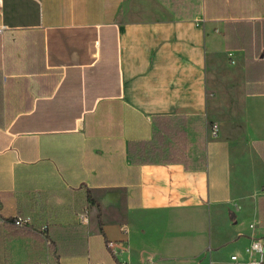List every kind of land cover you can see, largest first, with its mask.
<instances>
[{
    "label": "crops",
    "instance_id": "0c3cea01",
    "mask_svg": "<svg viewBox=\"0 0 264 264\" xmlns=\"http://www.w3.org/2000/svg\"><path fill=\"white\" fill-rule=\"evenodd\" d=\"M156 129L179 162L134 160ZM255 237L264 0H0V264H234Z\"/></svg>",
    "mask_w": 264,
    "mask_h": 264
},
{
    "label": "built area",
    "instance_id": "2783aa9c",
    "mask_svg": "<svg viewBox=\"0 0 264 264\" xmlns=\"http://www.w3.org/2000/svg\"><path fill=\"white\" fill-rule=\"evenodd\" d=\"M213 134L216 135L218 132V124H213ZM78 219L80 222L88 224L90 222V213L87 208L82 209L78 212ZM13 223L18 227L28 226L33 222V218L30 215H16L12 218ZM41 232L47 237V244H51L48 234V225L44 224L41 226ZM248 254V259L243 260L239 254L235 253L231 256V260L234 264H264V237H255L252 238L251 244L246 249ZM48 264V263H43Z\"/></svg>",
    "mask_w": 264,
    "mask_h": 264
},
{
    "label": "trees",
    "instance_id": "16d2710c",
    "mask_svg": "<svg viewBox=\"0 0 264 264\" xmlns=\"http://www.w3.org/2000/svg\"><path fill=\"white\" fill-rule=\"evenodd\" d=\"M154 139H155V141H154L155 145L152 142H149V146H147L148 145L147 143H144V144L140 143L138 145L136 153L132 148V155L134 156V160H136L137 162H139V161H143V162H179L180 161L179 159H171V158L160 159V158H158V156L162 155V152L160 149H155V147L158 146L159 142L161 141V136L159 135V131L157 129L155 132ZM134 145H135V143H134ZM138 155H140L141 158ZM186 166L188 168L192 167V165H189V163H187V162H186Z\"/></svg>",
    "mask_w": 264,
    "mask_h": 264
},
{
    "label": "rangeland",
    "instance_id": "374dc122",
    "mask_svg": "<svg viewBox=\"0 0 264 264\" xmlns=\"http://www.w3.org/2000/svg\"><path fill=\"white\" fill-rule=\"evenodd\" d=\"M242 258H243L244 261H246L248 259V254L246 253V251L242 255Z\"/></svg>",
    "mask_w": 264,
    "mask_h": 264
}]
</instances>
